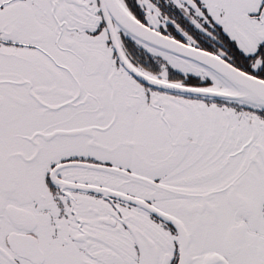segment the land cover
<instances>
[{
  "label": "snow or ice",
  "instance_id": "1",
  "mask_svg": "<svg viewBox=\"0 0 264 264\" xmlns=\"http://www.w3.org/2000/svg\"><path fill=\"white\" fill-rule=\"evenodd\" d=\"M0 264H264V0H0Z\"/></svg>",
  "mask_w": 264,
  "mask_h": 264
}]
</instances>
